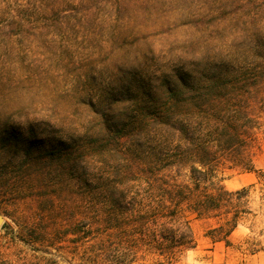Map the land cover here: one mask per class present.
<instances>
[{"label":"rangeland","instance_id":"374dc122","mask_svg":"<svg viewBox=\"0 0 264 264\" xmlns=\"http://www.w3.org/2000/svg\"><path fill=\"white\" fill-rule=\"evenodd\" d=\"M194 68L248 83L244 141L231 156L217 152L215 181L244 171L240 161L264 162V0H0V264H113L87 233L91 196L102 178L137 171L155 140L144 122L98 147L91 102L127 90L152 99ZM159 174L189 179L183 166ZM189 216L196 245L173 264H201L210 238L223 235L209 231L219 217Z\"/></svg>","mask_w":264,"mask_h":264},{"label":"trees","instance_id":"16d2710c","mask_svg":"<svg viewBox=\"0 0 264 264\" xmlns=\"http://www.w3.org/2000/svg\"><path fill=\"white\" fill-rule=\"evenodd\" d=\"M194 69L188 74L173 73L174 81L161 82L162 93L152 99L144 92L132 95L127 90L124 97L105 106L91 102L100 120L101 137L93 140L98 147L112 140L119 142L128 135V129H138L144 122L155 140L152 151L141 154L137 171L101 177L105 188L91 196L93 209L87 233L93 245L112 257L113 264L145 259L153 264H173L182 252L196 245L190 214L219 217L209 231L223 234L212 239L227 241L240 213L246 211L239 201L247 189L227 191L221 181H215L211 167L218 151L223 149L231 156L244 141V128L250 122L244 109L248 103L245 74ZM127 103L142 111L129 113ZM6 137L2 138L4 143ZM97 146L96 153H102ZM60 149L65 155L76 151ZM53 154L58 152L53 150ZM34 161L31 157L21 166H31ZM238 163L242 170H255L252 158ZM176 166L187 169L188 182L159 174ZM207 183L213 190L202 186Z\"/></svg>","mask_w":264,"mask_h":264},{"label":"crops","instance_id":"0c3cea01","mask_svg":"<svg viewBox=\"0 0 264 264\" xmlns=\"http://www.w3.org/2000/svg\"><path fill=\"white\" fill-rule=\"evenodd\" d=\"M252 165L255 170H244L222 179L221 184L227 191L248 190L244 201L246 211L240 213L227 241L210 238V250L201 264H264V193L258 188L262 186L264 162L255 157Z\"/></svg>","mask_w":264,"mask_h":264},{"label":"water","instance_id":"95a60500","mask_svg":"<svg viewBox=\"0 0 264 264\" xmlns=\"http://www.w3.org/2000/svg\"><path fill=\"white\" fill-rule=\"evenodd\" d=\"M2 223H3V218H2V216L0 215V226L2 225Z\"/></svg>","mask_w":264,"mask_h":264}]
</instances>
